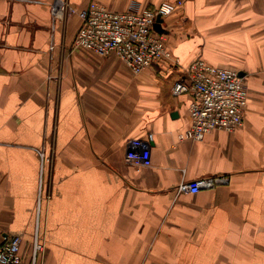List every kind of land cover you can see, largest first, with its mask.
I'll list each match as a JSON object with an SVG mask.
<instances>
[{
	"label": "crops",
	"instance_id": "0c3cea01",
	"mask_svg": "<svg viewBox=\"0 0 264 264\" xmlns=\"http://www.w3.org/2000/svg\"><path fill=\"white\" fill-rule=\"evenodd\" d=\"M54 1L0 0V241L30 244L39 222L44 264H264V0H185L163 22L183 67L206 41V61L238 67L248 87L243 126L203 141L179 139L192 99L172 93L183 70L134 74L74 47L80 20L55 21ZM68 1L122 12L170 0ZM133 139L150 140L151 166L126 162ZM41 150L53 163L38 214ZM216 175L229 185L176 189Z\"/></svg>",
	"mask_w": 264,
	"mask_h": 264
},
{
	"label": "built area",
	"instance_id": "2783aa9c",
	"mask_svg": "<svg viewBox=\"0 0 264 264\" xmlns=\"http://www.w3.org/2000/svg\"><path fill=\"white\" fill-rule=\"evenodd\" d=\"M185 0L164 1L157 9L142 11H111L95 1L85 9H77L68 0H55L51 8L54 20L64 21L77 15L80 22L73 42L74 47L95 52L103 57L120 58L134 73L169 63L181 69L186 77L172 87L175 96L191 94L189 104L190 124L179 134L181 141H203L212 131L234 132L244 124V114L249 102L248 87L238 70L215 66L202 58H196L183 67L167 45L165 33L155 29L158 18L163 22L183 7ZM163 28V23L161 24ZM41 157L38 214L41 213L43 194L51 199L45 188L44 170L52 165L53 156ZM126 162L136 168L151 166L150 140L133 139L129 142ZM229 177L224 175L200 177L183 181L177 186L179 193L197 194L228 186ZM46 236L39 222L33 240L25 244L21 236H5L0 241V264H44Z\"/></svg>",
	"mask_w": 264,
	"mask_h": 264
},
{
	"label": "rangeland",
	"instance_id": "374dc122",
	"mask_svg": "<svg viewBox=\"0 0 264 264\" xmlns=\"http://www.w3.org/2000/svg\"><path fill=\"white\" fill-rule=\"evenodd\" d=\"M235 4L234 3V1L233 0H229V4ZM215 6H218V5H215ZM228 7H230V8H227V10L229 11V10H231V12H235L236 13V7H232V6H228ZM246 8V7H245ZM245 8L243 9V8H241L240 7V9H239V11H244L245 13H246V10H245ZM180 9V8H179ZM176 13H178V12H176ZM176 13H174V14H176ZM235 13H232V14H229V15H234ZM173 14V15H174ZM172 15V16H173ZM171 16V17H172ZM165 37H166V35H165ZM166 39H167V37H166ZM199 50H200V52H199V54L196 56V58H202V59H204V60H207V61H209L208 60V57H207V53L208 52H211L212 51V49H210L208 46H207V43H206V41L204 42H202V44L200 45V48H199ZM212 54H214V53H212ZM210 62V61H209ZM222 66H226V67H229V68H234V69H236V70H239L238 69V67H236V66H231V65H222Z\"/></svg>",
	"mask_w": 264,
	"mask_h": 264
},
{
	"label": "water",
	"instance_id": "95a60500",
	"mask_svg": "<svg viewBox=\"0 0 264 264\" xmlns=\"http://www.w3.org/2000/svg\"><path fill=\"white\" fill-rule=\"evenodd\" d=\"M163 23V20L161 18H158L155 29L160 32V33H164V30L161 28V24ZM241 76H243L242 73H240Z\"/></svg>",
	"mask_w": 264,
	"mask_h": 264
}]
</instances>
